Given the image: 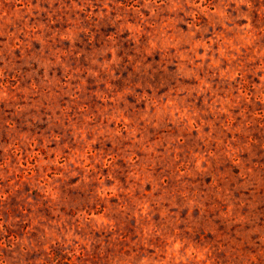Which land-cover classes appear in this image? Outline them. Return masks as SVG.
<instances>
[{"label":"rangeland","instance_id":"1","mask_svg":"<svg viewBox=\"0 0 264 264\" xmlns=\"http://www.w3.org/2000/svg\"><path fill=\"white\" fill-rule=\"evenodd\" d=\"M0 264H264V0H0Z\"/></svg>","mask_w":264,"mask_h":264}]
</instances>
